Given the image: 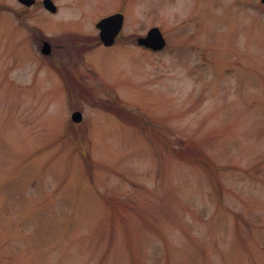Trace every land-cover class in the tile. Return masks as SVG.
Listing matches in <instances>:
<instances>
[{
	"label": "rangeland",
	"instance_id": "374dc122",
	"mask_svg": "<svg viewBox=\"0 0 264 264\" xmlns=\"http://www.w3.org/2000/svg\"><path fill=\"white\" fill-rule=\"evenodd\" d=\"M41 1L0 0V264H264V3Z\"/></svg>",
	"mask_w": 264,
	"mask_h": 264
},
{
	"label": "water",
	"instance_id": "95a60500",
	"mask_svg": "<svg viewBox=\"0 0 264 264\" xmlns=\"http://www.w3.org/2000/svg\"><path fill=\"white\" fill-rule=\"evenodd\" d=\"M23 4L30 6L35 0H18ZM264 2V0H261ZM42 3L49 11H55L56 6L52 0H42ZM123 15L121 13H113L99 19L96 22V27L99 29V38L105 45L113 43L116 34L119 32L122 26ZM138 44L151 48L153 50L161 49L165 45L164 37L159 31L157 26L149 28L145 36H139L137 38ZM41 51L45 54L49 53L50 45L47 41H44L41 47ZM80 112L76 111L73 113L72 118L74 120L80 119Z\"/></svg>",
	"mask_w": 264,
	"mask_h": 264
},
{
	"label": "flooded vegetation",
	"instance_id": "af4514ba",
	"mask_svg": "<svg viewBox=\"0 0 264 264\" xmlns=\"http://www.w3.org/2000/svg\"><path fill=\"white\" fill-rule=\"evenodd\" d=\"M17 1V3L19 4L18 6H19V9L17 10V15L18 16H21L22 15V13H23V11L25 10V8H28V7H31V6H25V5H23L22 3H20V2H18V0H16ZM41 3H42V1H41ZM34 5V4H33ZM42 6H43V4H42ZM44 7V6H43ZM45 9V8H44ZM12 10H13V7H12ZM45 10H47V9H45ZM56 10H57V6H56ZM56 10L53 12V13H55L56 12ZM48 11V10H47ZM120 33V32H119ZM118 36V35H117ZM116 36V37H117ZM50 52V51H49Z\"/></svg>",
	"mask_w": 264,
	"mask_h": 264
}]
</instances>
